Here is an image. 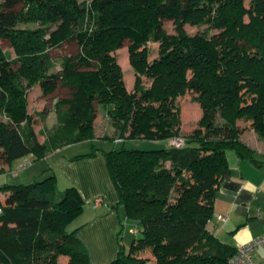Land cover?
<instances>
[{"label": "trees", "instance_id": "obj_1", "mask_svg": "<svg viewBox=\"0 0 264 264\" xmlns=\"http://www.w3.org/2000/svg\"><path fill=\"white\" fill-rule=\"evenodd\" d=\"M12 1H0V37L14 51L0 43V158L40 159L90 141V151L71 159L102 150L118 194L112 207L122 205L126 215L119 239L129 219L142 232L129 250L120 244L109 264H230L237 246L222 241L210 222L231 173L227 152L264 163L241 126L264 138V0H22L11 16L5 9ZM165 18L173 19L174 32ZM188 23L206 27L191 33ZM124 39L135 73L130 90L114 54ZM70 40L79 51L57 63L52 50ZM148 42L159 43L154 57ZM36 85L46 96L59 86L68 90L54 101L57 122L43 142L29 111ZM187 93L202 114L185 130L180 98ZM96 104L114 127L103 140L95 137ZM172 137H184L185 145H170ZM130 139L167 146L95 143ZM0 190L7 191L0 199V264H93L79 227L70 229L85 204L77 186L60 190L54 173Z\"/></svg>", "mask_w": 264, "mask_h": 264}, {"label": "crops", "instance_id": "obj_2", "mask_svg": "<svg viewBox=\"0 0 264 264\" xmlns=\"http://www.w3.org/2000/svg\"><path fill=\"white\" fill-rule=\"evenodd\" d=\"M36 88L38 89L37 100H45L46 95L42 94L39 85L34 86L30 93ZM131 88L128 87L129 90ZM50 99L51 108L47 111L36 109L39 112L35 114L34 118L36 121L34 128L41 142L47 138L49 139L50 131L57 122V111L54 107L56 97ZM41 115L45 116L44 120H41ZM98 117L97 115L95 119V128ZM84 142L90 141L67 144L40 159H48L50 156L59 155L69 148L84 144ZM90 150L60 155L58 163L62 168L61 175L67 187L70 185L77 186L85 199L83 211L75 219L81 221L75 226L79 227L78 235L89 250L92 263L109 264L118 254L121 244L118 236L120 220L126 218V215L121 206L118 209L112 207L118 202V194L111 181L102 150H97L93 156L71 159L75 155ZM227 155L231 173L222 181L216 194L215 215L210 222V226L222 241L239 246L264 233V163L256 165L249 160H243L232 150L228 151ZM27 156L36 158L34 154H28ZM24 157L17 160L24 159ZM14 161L8 163L6 159L0 158V178H4V181H6L0 182V187L5 184L16 183L6 178L10 172L13 177L20 178L17 170L13 171ZM50 167L54 168L53 165ZM53 173L57 176V182L60 183L57 172L53 170ZM6 194L7 191L0 190V199L4 198ZM97 196H103L104 203L99 207H94L93 199ZM257 207L261 208L263 217L257 216ZM218 215H222L225 219L219 218ZM254 256L258 261H264V245L259 246L254 251Z\"/></svg>", "mask_w": 264, "mask_h": 264}, {"label": "rangeland", "instance_id": "obj_3", "mask_svg": "<svg viewBox=\"0 0 264 264\" xmlns=\"http://www.w3.org/2000/svg\"><path fill=\"white\" fill-rule=\"evenodd\" d=\"M1 1V0H0ZM249 0H246V3L248 4ZM22 0H13L9 7L6 8V12L10 13L11 16H13L16 12H18L22 7ZM165 27L169 32H174V22L173 19H164ZM186 29L194 33L198 29H203L206 26H194L193 24H186ZM0 43L4 50L11 51L14 55V51L12 46L10 45V42L8 39L0 37ZM129 45L130 41L128 39H124L121 43V45L115 50L114 54L117 55V59L119 63L121 64L124 72V78L126 81L127 87H133L134 81H135V73L134 69L130 63L129 59ZM152 51V57L156 56L159 49V43L158 42H148L147 44ZM79 51V45L76 41H67L64 43L61 47L53 49L51 54L52 57L56 60L58 63L60 60V56H62L65 53L69 54H75ZM151 57V58H152ZM37 86V85H36ZM132 89V88H131ZM67 89L63 87H58V89L51 95L45 96L44 99H38V89L32 90L31 93H29V109L31 113L33 114V117L35 118V114L39 111L36 109H43L44 111H47L49 108H51V97L55 98L59 95H64L67 93ZM181 106H182V114H183V128L185 130H188L190 126L196 125L197 122L200 120L201 114H202V108L200 106V103L194 99H192L191 94L187 93L185 96L180 98ZM97 107V115L99 116L96 121V136L99 139L103 140V134H106L110 137V135L113 134V124L108 116L107 110L102 105L96 104ZM41 110V111H43ZM241 126L244 127V133L242 135V139L249 143L256 151L263 154L264 153V138L260 136L255 130H253L249 125L245 122L241 123ZM98 140L95 143L101 146H104L105 148H111L116 145V147H120L124 145L128 148H144V149H154V148H161L164 146H167V141H154V140H145V139H130L125 141L124 143H114V142H104ZM92 149L91 142H84V144H80L76 147L69 148L62 152L59 155L50 156L48 159H36L32 158L31 156L24 157V159L21 160H15L14 162V169H16L17 172L20 174V178L13 177L11 175V172L9 175L6 176V178L10 179L11 182H22L25 184L31 183L34 180H40L44 177L54 174L53 170L57 172L59 175L60 183H58V188L60 190H63L67 187L63 176L61 175L62 168L60 164L58 163V159L60 155L63 154H74L75 152L80 151H86ZM17 161V162H16ZM54 166L52 169L50 166ZM46 169V170H44ZM44 170V171H43ZM12 171V172H13ZM14 179V180H13ZM4 178H0V182H6L4 181ZM20 180V181H18ZM112 181V180H111ZM10 182V181H8ZM121 209L123 211V206L121 205ZM125 219V218H124ZM81 220H75L71 225L70 229L73 228L76 224H78ZM137 227L139 230L135 232L134 228ZM142 235L140 226L133 221L132 219L125 221V227L122 229L120 233V241L121 245L126 249L129 250L132 244L133 239L139 238ZM118 242V241H117ZM119 244V243H118ZM145 255L149 256L151 259L152 256L149 252H145ZM65 260H63V263ZM66 264V263H65Z\"/></svg>", "mask_w": 264, "mask_h": 264}, {"label": "built area", "instance_id": "obj_4", "mask_svg": "<svg viewBox=\"0 0 264 264\" xmlns=\"http://www.w3.org/2000/svg\"><path fill=\"white\" fill-rule=\"evenodd\" d=\"M184 137H172L169 140V144L175 147H183L185 145ZM17 174V172H16ZM104 203L103 196H97L93 199L94 207H99ZM2 208L0 206V213ZM257 216L263 217L261 208L257 207ZM219 218L225 219L222 215H218ZM261 245H264V233L258 235L246 243L237 246L235 254L230 259V264H264V261H258L254 256V251Z\"/></svg>", "mask_w": 264, "mask_h": 264}]
</instances>
